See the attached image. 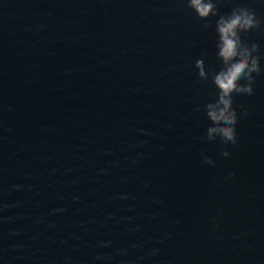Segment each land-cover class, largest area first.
<instances>
[{"label":"water","instance_id":"obj_1","mask_svg":"<svg viewBox=\"0 0 264 264\" xmlns=\"http://www.w3.org/2000/svg\"><path fill=\"white\" fill-rule=\"evenodd\" d=\"M237 5L264 21V0L218 11ZM217 19L186 0H0V264H264V23L241 34L262 71L234 94L233 145L201 139Z\"/></svg>","mask_w":264,"mask_h":264},{"label":"clouds","instance_id":"obj_2","mask_svg":"<svg viewBox=\"0 0 264 264\" xmlns=\"http://www.w3.org/2000/svg\"><path fill=\"white\" fill-rule=\"evenodd\" d=\"M221 2L222 0H186V6L200 20L208 21L210 16L218 17L215 21L216 56L221 67L218 71H213L206 69L203 59H198L195 63L199 79L205 83L211 80L216 89L215 99L203 106L210 124L201 139L212 142L219 137L223 143L235 145L238 114L233 107L234 94L251 95L255 83L253 73L259 75L262 71L259 46L256 43L250 44L241 34L260 28L264 21L257 15L256 9L249 5H237L230 13L220 14L218 6ZM202 27L208 29L212 24L206 22ZM243 114H247L246 110ZM223 155L227 157L228 152H223ZM202 162L215 163L210 156L203 154ZM232 175L229 173L226 179Z\"/></svg>","mask_w":264,"mask_h":264}]
</instances>
